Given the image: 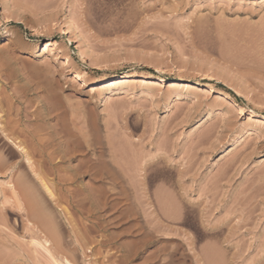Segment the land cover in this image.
<instances>
[{
    "label": "rangeland",
    "instance_id": "obj_1",
    "mask_svg": "<svg viewBox=\"0 0 264 264\" xmlns=\"http://www.w3.org/2000/svg\"><path fill=\"white\" fill-rule=\"evenodd\" d=\"M0 159V264H264V0H0Z\"/></svg>",
    "mask_w": 264,
    "mask_h": 264
},
{
    "label": "bare ground",
    "instance_id": "obj_2",
    "mask_svg": "<svg viewBox=\"0 0 264 264\" xmlns=\"http://www.w3.org/2000/svg\"><path fill=\"white\" fill-rule=\"evenodd\" d=\"M69 15H67V21L71 23V19L68 17ZM13 17V16H12ZM14 19L17 21V19L14 17ZM80 33V32H79ZM63 34L66 35V37H68L67 39H69L70 41H72L76 46H77V41H75L73 39V37L71 36V31H69L68 28H64L63 29ZM78 54H79V57L81 60H84L85 59V55H84V52L82 50H78ZM130 76V75H129ZM115 78V77H114ZM92 83H95V82H92ZM104 87L106 89H109L110 92L108 93H114V89H115V82L113 81L112 78H108L106 79L103 83ZM175 85V84H173ZM2 130V129H1ZM3 131V130H2ZM4 132V131H3ZM5 138L7 140H9L11 143H13V145L15 146L16 149L19 150V152L22 154L23 158L25 159L26 163L28 164L29 163V158H28V155H27V152L24 150V148L14 142L11 137L5 133L4 134ZM66 151V150H65ZM18 155V154H17ZM3 156H1V159H2ZM111 158H116V156L114 155V153H112V157ZM0 159V161H1ZM3 160V159H2ZM4 161V160H3ZM3 163V162H1ZM6 163L3 164V166L5 165ZM22 166V165H20ZM19 166V167H20ZM0 167H2V165L0 164ZM29 167V166H28ZM12 168V167H11ZM33 170V169H32ZM22 172V171H21ZM128 186H133V185H128ZM15 196H18L16 192H14ZM34 237L35 239H31L33 242L31 243H34L33 246L35 247V245L37 246L36 248L37 251H42L43 253H45V255L48 256L50 262L52 261L53 264H71L70 263V260L68 258H66V256L64 255L65 253V249L63 250L62 248H60V243H56L58 245H56L54 242L56 240L53 239V237L51 238V236H49L46 232H43L42 234L38 231H36L34 233ZM33 238V237H32ZM54 241V242H53ZM60 250H58V249ZM36 251V250H35ZM62 251V252H61ZM63 253V254H62ZM66 254V253H65ZM68 257V256H67ZM51 264V263H50Z\"/></svg>",
    "mask_w": 264,
    "mask_h": 264
}]
</instances>
